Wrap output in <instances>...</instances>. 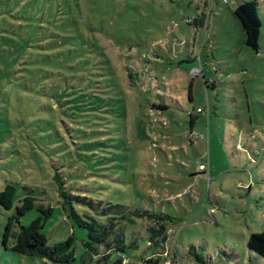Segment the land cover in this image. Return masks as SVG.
I'll return each mask as SVG.
<instances>
[{"label": "rangeland", "instance_id": "1", "mask_svg": "<svg viewBox=\"0 0 264 264\" xmlns=\"http://www.w3.org/2000/svg\"><path fill=\"white\" fill-rule=\"evenodd\" d=\"M246 1L0 0V192L54 207L46 245L73 236L75 257L12 252L40 214L0 206V264H87L55 173L72 196L164 216L162 255L152 220L124 224L129 264L248 259L264 227V2L254 51L233 15Z\"/></svg>", "mask_w": 264, "mask_h": 264}, {"label": "trees", "instance_id": "2", "mask_svg": "<svg viewBox=\"0 0 264 264\" xmlns=\"http://www.w3.org/2000/svg\"><path fill=\"white\" fill-rule=\"evenodd\" d=\"M257 4V0L241 2L233 11V15L242 27L245 45L254 51L258 50L260 30V21L256 13ZM52 179L57 188V195L61 199L59 205L65 217L72 220L77 227L85 230V240L83 242L85 252L80 255L83 263L129 264L128 258L125 256L129 245L126 243L124 224L130 222L131 217L136 219L147 218L154 222L155 226L146 229L147 245L160 249L154 254L162 255L164 252L163 245L167 240L164 216L146 211L128 213L120 204L103 207L102 202L94 203L86 196L70 195L64 190V183L57 173L52 176ZM15 193L16 188L6 184L0 192V206L6 210L14 206L18 215H23L26 211L35 209L40 216L33 219L27 226L20 227L11 251L17 255L35 257L41 260L46 259L53 263L72 261L75 257L73 251L69 249L74 242L73 236H68L56 248L49 249L46 245L47 238L41 232L46 222L53 215L55 208L50 204L37 203L36 198L32 196L23 197L18 201L20 204L15 205ZM79 212L82 214L80 213V215ZM11 226V222L8 221L2 233V245L4 247H6L9 238L12 236ZM246 247L258 258L264 260V227L261 232L249 235ZM194 257L197 262L204 264L199 256L195 255ZM146 262L151 263L152 260L146 259Z\"/></svg>", "mask_w": 264, "mask_h": 264}, {"label": "crops", "instance_id": "3", "mask_svg": "<svg viewBox=\"0 0 264 264\" xmlns=\"http://www.w3.org/2000/svg\"><path fill=\"white\" fill-rule=\"evenodd\" d=\"M248 253H249V257L247 260L240 259V257L238 255L234 254L232 256H227L226 262H227V264H259V261H261V260H259L258 257L257 258L251 257L250 253H252V252H250L249 250H248Z\"/></svg>", "mask_w": 264, "mask_h": 264}, {"label": "built area", "instance_id": "4", "mask_svg": "<svg viewBox=\"0 0 264 264\" xmlns=\"http://www.w3.org/2000/svg\"><path fill=\"white\" fill-rule=\"evenodd\" d=\"M264 2V0H257V3L259 4V3H263ZM201 168H202V166H201ZM203 169V168H202ZM125 262H127V260H125Z\"/></svg>", "mask_w": 264, "mask_h": 264}]
</instances>
